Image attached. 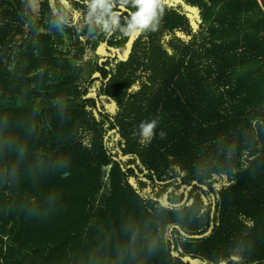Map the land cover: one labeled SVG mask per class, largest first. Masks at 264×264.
<instances>
[{"label": "trees", "instance_id": "16d2710c", "mask_svg": "<svg viewBox=\"0 0 264 264\" xmlns=\"http://www.w3.org/2000/svg\"><path fill=\"white\" fill-rule=\"evenodd\" d=\"M68 4L0 0V264H264V6L128 38Z\"/></svg>", "mask_w": 264, "mask_h": 264}, {"label": "clouds", "instance_id": "9594fccd", "mask_svg": "<svg viewBox=\"0 0 264 264\" xmlns=\"http://www.w3.org/2000/svg\"><path fill=\"white\" fill-rule=\"evenodd\" d=\"M65 7H69L68 0H62ZM135 11L128 10V6ZM89 18L94 17V23L106 36L113 35L119 31L124 37L135 38L141 34L155 32L164 15L163 0H119L121 11L114 12L112 0H90ZM127 10L128 15L121 23V12ZM60 22H63L61 18ZM158 119L143 120L138 125V131L134 130L133 135L138 136L141 142L148 144L154 136L158 125ZM166 133L161 131V139Z\"/></svg>", "mask_w": 264, "mask_h": 264}, {"label": "rangeland", "instance_id": "374dc122", "mask_svg": "<svg viewBox=\"0 0 264 264\" xmlns=\"http://www.w3.org/2000/svg\"><path fill=\"white\" fill-rule=\"evenodd\" d=\"M183 0H175V2L176 3H179V2H182ZM36 2H37V0H32V3L33 4H36ZM258 2L260 3V5L262 6V3H261V0H258ZM189 16L192 18V20H193V26L195 27V28H197V25H196V17L198 16V14H196V13H193V12H191V13H189ZM64 36V38H65V41H66V43L68 44L69 43V38L67 37V35H63ZM131 43H130V45H129V49H127L123 54H122V56H121V59H126L127 57H128V55H129V53H130V47H131ZM102 62L103 61H106V59H102L101 60ZM188 190L189 189H185V188H183L181 191H172V193H171V196H170V198H172L171 199V202H174V203H178V202H180L181 200H183V199H185L186 198V196H187V194H188Z\"/></svg>", "mask_w": 264, "mask_h": 264}, {"label": "water", "instance_id": "95a60500", "mask_svg": "<svg viewBox=\"0 0 264 264\" xmlns=\"http://www.w3.org/2000/svg\"><path fill=\"white\" fill-rule=\"evenodd\" d=\"M115 51H116V50H115ZM93 94L95 95L96 93L93 92ZM98 103H99V101H98ZM197 184H198V182H194V185H197ZM194 185H193V186H194ZM193 186H191V187L189 188L188 194H187V196H186L187 198H188V196H189V192L193 190ZM203 187L207 189V186H203ZM173 190H174V188H172V189L170 190V192H172ZM187 198H186V199H187ZM185 202H186V200H185L182 204H177V205H178V206H182V205L185 204ZM166 203H167V204H170V203H168L167 201H166ZM215 207H216V204H215ZM210 233H211V231H210L209 233H207L206 235H204V236H208ZM194 237L197 238V237H201V236H194ZM175 255H178V254L175 253ZM183 259H184V260L189 259L191 262H193V258H192L191 256H188V255L184 256Z\"/></svg>", "mask_w": 264, "mask_h": 264}, {"label": "built area", "instance_id": "2783aa9c", "mask_svg": "<svg viewBox=\"0 0 264 264\" xmlns=\"http://www.w3.org/2000/svg\"><path fill=\"white\" fill-rule=\"evenodd\" d=\"M262 6H264V0H261Z\"/></svg>", "mask_w": 264, "mask_h": 264}]
</instances>
